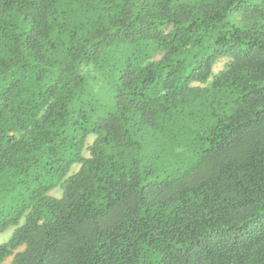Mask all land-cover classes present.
Here are the masks:
<instances>
[{
	"label": "trees",
	"instance_id": "1",
	"mask_svg": "<svg viewBox=\"0 0 264 264\" xmlns=\"http://www.w3.org/2000/svg\"><path fill=\"white\" fill-rule=\"evenodd\" d=\"M10 229L0 264H264V0H0Z\"/></svg>",
	"mask_w": 264,
	"mask_h": 264
},
{
	"label": "rangeland",
	"instance_id": "2",
	"mask_svg": "<svg viewBox=\"0 0 264 264\" xmlns=\"http://www.w3.org/2000/svg\"><path fill=\"white\" fill-rule=\"evenodd\" d=\"M227 63H228L227 59H222V60L218 61L217 64L214 66V74H217L220 71H222L225 68V66L227 65ZM93 141H94L93 137H90L88 139L87 148L85 149V152H84V155L86 157H88L90 155L89 151H88V148L90 147V145H92ZM79 168H80L79 165H75L72 168V173L76 172ZM51 195L54 196V197L60 198L61 195H62V191H61L60 188L55 189L54 191L51 192ZM13 230L14 229H10V230H8L5 233L0 234V244L6 243L9 240V238L12 235ZM11 260H12V258H9L3 264H10Z\"/></svg>",
	"mask_w": 264,
	"mask_h": 264
}]
</instances>
